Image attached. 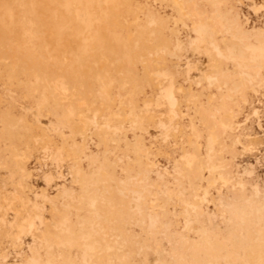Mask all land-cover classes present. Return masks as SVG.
I'll return each instance as SVG.
<instances>
[{
    "label": "rangeland",
    "instance_id": "rangeland-1",
    "mask_svg": "<svg viewBox=\"0 0 264 264\" xmlns=\"http://www.w3.org/2000/svg\"><path fill=\"white\" fill-rule=\"evenodd\" d=\"M262 41L264 0H0V264H264Z\"/></svg>",
    "mask_w": 264,
    "mask_h": 264
},
{
    "label": "bare ground",
    "instance_id": "bare-ground-1",
    "mask_svg": "<svg viewBox=\"0 0 264 264\" xmlns=\"http://www.w3.org/2000/svg\"><path fill=\"white\" fill-rule=\"evenodd\" d=\"M38 6H42V4L40 3V2H38V3H36ZM218 25H219V27H221V29H220V32L221 33H227L228 35H229V38H230V40L228 41H225L224 42V48L227 50V54L229 55V56H231L232 58V60H234V61H236V65H237V67H239V68H244V66H245V61H244V59H243V51H242V49L240 48L241 46H240V41H238L237 39H238V37L236 36V34L235 33H233L232 31H231V28H232V23H229L227 20H221V19H219L218 20ZM208 26V25H207ZM207 26H206V24H204V23H200V21H199V23L197 22V23H195L194 24V31H195V33H196V35H197V40H207L208 42H209V44L217 51V47H216V43H215V40L214 39H209L208 38V29H207ZM102 36V35H101ZM196 42H198V41H196ZM196 44V43H195ZM64 47H66L67 49H68V47H67V43H65L64 44ZM204 48V47H203ZM246 50H248V51H250V53H251V55H252V60H254L255 62L257 61V59H258V57H262L263 59H264V41H262L261 43H257V45H250L249 47H247V49ZM218 55H220V54H218ZM258 68H260V67H258ZM242 76H248L247 74H244V73H242ZM244 78V77H243ZM252 78V77H251ZM249 79V78H248ZM253 82V81H252ZM255 83V82H254ZM103 91V93H105V94H103V95H106L107 93V90H106V88L104 89V90H102ZM165 91H166V89H165ZM64 92V90L63 89H61V93L62 94H64L63 93ZM98 95H99V93H98ZM101 95V94H100ZM102 96V95H101ZM167 99H169L168 101L169 102H171L170 103V105L172 104L173 105V103L175 102V100H174V98L171 96V94L170 93H167ZM101 98H103V97H101ZM109 97L107 96V98L105 97V98H103V99H106V101H107V99H108ZM78 104H80V102H78ZM96 113V112H95ZM174 114V113H173ZM176 115V114H175ZM172 116H174V115H172ZM212 142H213V139L210 137L209 139H208V148H210L211 147V145H212ZM71 146H74V145H71ZM208 155H209V158H207V163L209 164V162L210 161H208V159L210 160V154L208 153ZM211 164V163H210ZM209 168L210 169H215L216 167L215 166H209ZM130 196L132 197V207L133 208H136L137 209V211H139V207H138V204H137V200H138V196H136L135 194H133V193H131L130 194ZM204 198V197H203ZM189 205V204H188ZM187 205V206H188ZM192 206V208H193V210H196L197 209V207L196 206H194V205H191ZM188 208V207H187ZM258 212V218L259 219H261L263 216H262V214H261V212H260V210H258L257 211ZM28 213V212H27ZM198 213V212H197ZM199 214V213H198ZM29 218H31V216H29ZM189 218V217H188ZM32 219V218H31ZM186 222V221H185ZM153 221L151 220V225H153ZM185 224H187V223H185ZM26 226H28V227H32V224L30 223V222H28L27 224H22L21 226H20V230H21V232L22 231H24V229H25V227ZM191 229V228H190ZM87 239H89V240H92L94 243H98V244H100V247L101 246H106L107 244L105 243V241H104V239H103V237L101 236V233H98V232H93V233H90L89 234V236H87L86 237ZM86 249L87 250H90V249H92V248H90V247H86L85 248V251H86ZM87 254V253H86ZM83 257H84V262H87V259H88V257L87 256H84L83 255Z\"/></svg>",
    "mask_w": 264,
    "mask_h": 264
}]
</instances>
